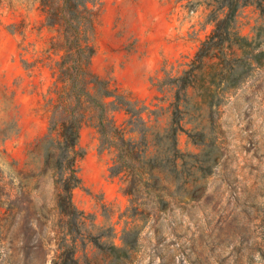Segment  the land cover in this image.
<instances>
[{
  "label": "rangeland",
  "instance_id": "obj_1",
  "mask_svg": "<svg viewBox=\"0 0 264 264\" xmlns=\"http://www.w3.org/2000/svg\"><path fill=\"white\" fill-rule=\"evenodd\" d=\"M215 1L101 0L92 70L140 101L138 108L145 105L144 119L158 128L171 122L178 97L185 128L205 133L216 146L213 172L202 181L206 194L193 211L196 220L188 222L186 212L176 209L173 222L158 233L147 225L130 264H264V73L222 96L213 129L206 91L213 60H204L187 89L176 82L213 31ZM261 25L264 17L255 6L239 10L240 35L252 38ZM59 39L60 30L45 25L35 1L0 0V264H52L67 233L52 171L41 172L40 149L59 60L51 44ZM154 53L163 56L160 68L147 70L139 60ZM128 119L125 112L116 114L120 125ZM79 146L85 151L79 163L83 185L73 201L83 214L68 239L80 264H102L94 239L123 246L129 202L122 179L110 177L116 153L99 152L90 123ZM179 148L201 153L184 133Z\"/></svg>",
  "mask_w": 264,
  "mask_h": 264
},
{
  "label": "trees",
  "instance_id": "obj_2",
  "mask_svg": "<svg viewBox=\"0 0 264 264\" xmlns=\"http://www.w3.org/2000/svg\"><path fill=\"white\" fill-rule=\"evenodd\" d=\"M32 1L39 4L45 25L60 30V39L51 44L59 60L55 63L56 81L47 102L48 134L40 145L41 172L52 171L57 189L56 207L66 219L67 233L52 264H80L74 240L68 238L83 214L75 206L73 196L83 185L79 163L85 151L79 143L81 130L88 123L99 135V152L116 153L109 173L111 178L122 179L123 194L129 202L127 216L131 219L123 232L122 247L101 244L97 239L94 242L102 253V264H130L147 225L158 233L165 223L173 222L171 217L176 209L186 212L188 222L196 220L193 211L206 194L202 181L213 172L215 142L203 132L193 133L185 128L182 118L185 111L178 97L171 122L158 128L144 119L145 105L138 108L140 101L128 99L111 80L92 70L101 0ZM249 5L255 6L264 17V0L215 1L211 13L213 31L201 44L191 68L176 79L180 89H187L192 86L191 78H197L203 69L204 60H213L206 88L212 129L218 121L222 96L243 86L255 72L264 73V25L256 29L252 38L237 31L238 12ZM122 111L129 115L125 125L116 120V114ZM183 133L201 148V153L181 151L179 137ZM13 205L9 212L13 211Z\"/></svg>",
  "mask_w": 264,
  "mask_h": 264
},
{
  "label": "crops",
  "instance_id": "obj_3",
  "mask_svg": "<svg viewBox=\"0 0 264 264\" xmlns=\"http://www.w3.org/2000/svg\"><path fill=\"white\" fill-rule=\"evenodd\" d=\"M181 51L182 48H178L175 55L179 56ZM162 59L163 56L160 53H154L151 56H143L139 62L142 64V66L146 67L147 70L151 69L155 71L157 68H160Z\"/></svg>",
  "mask_w": 264,
  "mask_h": 264
}]
</instances>
